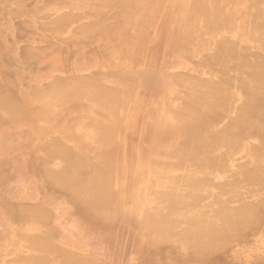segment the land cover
Here are the masks:
<instances>
[{
    "label": "bare ground",
    "instance_id": "6f19581e",
    "mask_svg": "<svg viewBox=\"0 0 264 264\" xmlns=\"http://www.w3.org/2000/svg\"><path fill=\"white\" fill-rule=\"evenodd\" d=\"M0 264H264V0H0Z\"/></svg>",
    "mask_w": 264,
    "mask_h": 264
}]
</instances>
